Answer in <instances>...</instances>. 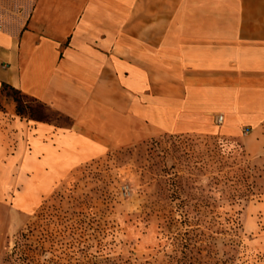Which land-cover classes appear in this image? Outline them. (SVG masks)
<instances>
[{
  "label": "crops",
  "instance_id": "crops-1",
  "mask_svg": "<svg viewBox=\"0 0 264 264\" xmlns=\"http://www.w3.org/2000/svg\"><path fill=\"white\" fill-rule=\"evenodd\" d=\"M2 85L70 121L0 108V207L20 218L113 149L260 125L264 0H0Z\"/></svg>",
  "mask_w": 264,
  "mask_h": 264
},
{
  "label": "rangeland",
  "instance_id": "rangeland-1",
  "mask_svg": "<svg viewBox=\"0 0 264 264\" xmlns=\"http://www.w3.org/2000/svg\"><path fill=\"white\" fill-rule=\"evenodd\" d=\"M0 108L70 124L19 92ZM246 129L160 133L78 167L28 216L0 207V264H264V121Z\"/></svg>",
  "mask_w": 264,
  "mask_h": 264
},
{
  "label": "trees",
  "instance_id": "trees-1",
  "mask_svg": "<svg viewBox=\"0 0 264 264\" xmlns=\"http://www.w3.org/2000/svg\"><path fill=\"white\" fill-rule=\"evenodd\" d=\"M4 90H10V91H12V92H17V91H15V90H13V89H11V88H9V87H7V86H5V85H2V88H1V93L4 91ZM20 111V113L22 112V110H19ZM19 113V114H20Z\"/></svg>",
  "mask_w": 264,
  "mask_h": 264
},
{
  "label": "built area",
  "instance_id": "built-area-1",
  "mask_svg": "<svg viewBox=\"0 0 264 264\" xmlns=\"http://www.w3.org/2000/svg\"><path fill=\"white\" fill-rule=\"evenodd\" d=\"M222 121H223V118L222 116H218L217 119H216V123L217 125H221L222 124ZM248 131V129H246V132Z\"/></svg>",
  "mask_w": 264,
  "mask_h": 264
}]
</instances>
